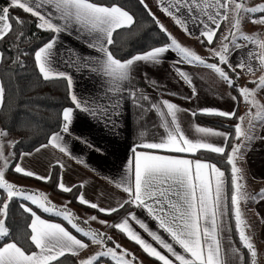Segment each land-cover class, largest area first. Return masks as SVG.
Here are the masks:
<instances>
[{
	"label": "snow or ice",
	"instance_id": "snow-or-ice-1",
	"mask_svg": "<svg viewBox=\"0 0 264 264\" xmlns=\"http://www.w3.org/2000/svg\"><path fill=\"white\" fill-rule=\"evenodd\" d=\"M139 3L168 42L127 59L117 58L110 50L116 43L114 34L118 30L131 29L136 23L133 15L120 6H105L91 0H9L6 6H0V41L10 34H14L17 41L25 36L22 30L14 29V24L23 28L27 23H34L38 30L51 32V39L35 50L34 63L44 81H66L67 99L71 106L64 107L60 113V130L52 132L47 142L34 150L40 153L51 148L73 158L65 136L71 135L75 113L82 112L105 127L116 128L117 118L122 115L121 109L127 97L137 109L141 120L148 113L156 115L158 122L153 125V129H163V134L148 141V129L139 131L141 142L131 147V156L127 159L123 172L118 177L108 178L116 189H121L126 194V198L118 201L116 206L102 207L86 199L83 192L75 197L76 201L109 216L118 214L121 210L127 211L126 206H134L146 212L156 222L157 230H152L133 211H127L119 222L109 224L106 220H99V223L118 230L138 245L148 257L161 264H245L244 254L235 246L231 236L232 227L226 220L231 211L240 245L248 253L247 264H258V251L252 236L247 234L246 229L250 226L240 205L249 200L255 203L264 200V188L255 194L245 190L243 169L238 166V160L243 159V153L257 139V125L264 126V104L257 100V93L264 91V74L248 81L255 85L253 88L240 86L238 81L241 79V72L251 76H255L257 70L264 73V39L258 33L246 34L242 31V23L246 19L253 25H264V4L247 6V0H156L159 10L170 17L185 34L194 35L188 27L192 23L199 26L196 38L201 44L211 46L214 41L219 40L218 47L207 48L210 57L216 61L208 62V57H202L193 49L182 45L151 11L145 0H139ZM12 9L21 10L35 19L25 21L18 16H11ZM253 14L260 15L257 18ZM222 25L226 31L223 35H218ZM73 29L97 55L81 56L68 49V59L64 63L77 71L87 70L96 76L101 85L99 95L80 98L74 91L73 76L56 66L60 55L55 51L58 36ZM249 45L255 48H249ZM169 52L176 54L177 64L193 67L199 65L210 70L219 82L235 91V95L229 93L233 102L239 99L249 105L248 110L239 116L235 107L231 111L205 107L198 112H191L192 116L201 114L237 119L234 135L232 132L192 125L193 136L190 138L182 129L179 118L181 112L189 110L167 99L153 101L142 89L129 88L138 63L159 65ZM234 54H237L236 59L231 61L230 57ZM3 58L4 54L0 52V61ZM19 60L20 57L17 56L13 63ZM175 71L191 88V96L184 97L191 100L197 95L191 75L179 67ZM145 80L147 82L146 76ZM152 85L158 87L155 81ZM5 93V86L0 81V108L4 106ZM253 109L256 111L253 112ZM7 135L6 129H0V192L3 193L0 196V264H53L66 255L80 256L90 245H98L99 250L78 259L76 264H100L102 258L114 264H136L137 257L118 243H114L113 247L106 246L113 241L107 233L81 227L67 206L58 208L48 200L45 193L29 191L6 179L9 169L24 178H35L45 183L52 179L51 172L47 176L38 175L32 170H26L18 162L12 168L15 153L9 152L6 155L4 152V137ZM211 137H221L222 144L211 142ZM75 139L82 141L83 138ZM7 143L9 147H15L19 141ZM160 150L168 154H159ZM185 154H190L193 158H185ZM197 154L201 157L209 154L221 157L220 162L228 166L229 175L226 176V172L217 163L210 162L207 158H196ZM29 155L31 153H21L20 158ZM77 162L83 163L79 159ZM55 166L61 170L64 168L59 161ZM85 183L67 186L61 172L56 187L62 193H72L76 188H84ZM21 200L30 202L44 213L62 217L82 238H78L61 223L42 219L28 203H20L19 208L30 217V222L23 224V230H17L15 240L4 243L12 235L6 226L10 205ZM88 219L96 221L97 216L92 215ZM261 219L264 221V218ZM130 221L143 230L152 242L144 239ZM160 230L170 237V241L160 234ZM20 241L34 245L38 251L27 254L23 247L18 246ZM154 244L168 255L158 250ZM175 246H179L182 251H177Z\"/></svg>",
	"mask_w": 264,
	"mask_h": 264
},
{
	"label": "crops",
	"instance_id": "crops-1",
	"mask_svg": "<svg viewBox=\"0 0 264 264\" xmlns=\"http://www.w3.org/2000/svg\"><path fill=\"white\" fill-rule=\"evenodd\" d=\"M8 2L9 0H0V6H6ZM145 3H147L151 11L155 13L156 17L159 18L168 31L176 37L182 45L193 49L202 57H208V62H216L214 58L210 57L207 48L218 47V44L216 41H214L211 46H208L206 43L201 44L196 38L199 35L198 25L192 23L188 24L189 30L194 33V35L189 36L185 34L170 17L166 16L159 10L156 0H145ZM250 6H255L254 2H251ZM15 11L22 12L18 9H12L10 14ZM259 15L260 14H253L254 17H258ZM252 25L253 24L246 19L242 23V31L246 34H251L249 31L250 26L252 27ZM223 26L224 25H222V27ZM262 29L264 31V26ZM249 48H255V46L249 45ZM68 49L73 50L81 56H95L97 53L86 46L84 39H82L74 29L71 32L59 34L58 43L55 46V51L60 54L57 58L56 66L59 70L65 71L73 76L74 91L76 94L80 98H89L99 95L100 93L98 92V89L101 85L96 76L87 70L77 71L75 68L69 67L64 63V61L68 59ZM255 50L259 51V49ZM236 55L237 54L232 55L230 60L235 61ZM177 59L178 57L175 53L169 52L166 54L164 62L159 65L138 63L135 67L133 79L129 88L142 89L152 98L153 101L167 99L176 103L181 108L189 110L187 112H181L179 118L182 129L185 130L190 138L193 136L191 129L192 125L211 127L218 131L232 132L234 135L233 123V128L229 130L224 127L207 124L199 119V114L192 116L191 112H198L199 109L205 107L225 111H231L234 107H239V116L243 115L246 110L242 107V100L238 99L236 102H233L229 93L235 95V91L228 88L224 83L219 86L218 79L211 74L210 70L199 65L193 67L183 63L177 64ZM176 67L188 72L192 77L193 85L197 89V95L192 97L191 100L184 99V97L191 96V88L176 75ZM261 74L264 73L260 70L255 72V76L245 75L241 72V79L238 83H240V86H246L249 84L248 79H256ZM145 76L147 77V82ZM153 81L158 84V87L152 85ZM253 87H255V85H252V88ZM171 93H175V95H172ZM257 100L261 104H264V91H259L257 93ZM246 104L247 103H245V105ZM121 111L122 115L117 118L116 123L118 126L116 128L105 127L104 124L97 123L86 114L76 112L74 115V123L70 130L71 135L65 136V139L69 142L73 158L61 154L58 150L49 148L47 150H42L40 153H36L35 150L24 152L31 153V155L24 156L23 159H21L19 155L17 162L26 170H32L42 176H47L49 172L52 173L53 169H55L57 173V183L62 172L64 183L67 186L86 182L84 188H76L78 191L77 195L80 192H83L85 198L91 202H96L105 208L114 207L117 205L118 201H121L122 198H126V194H124L121 189H116L114 185L109 182L108 178L118 177L123 172L127 159L131 156V147L134 144L141 142L138 135L139 131L148 129V135L146 136L148 141H152L154 137L158 138L159 135L163 134V129H153V125L158 122L156 115L154 113H148L145 115L144 119L141 120L137 115V109L133 107L131 101L127 97L124 99ZM255 111L256 109H253V112ZM234 121H236L234 122L235 125L238 120L235 119ZM246 123L247 121H245V125ZM256 136L257 139L252 142L248 150L243 153V159L238 160V166L243 169L246 184L245 190L250 194H255L259 192L260 189L264 188V139L260 138L264 137V126L257 125ZM76 137H81L83 139L82 141H77L75 139ZM210 139L211 142L217 144H222L223 142L221 137H211ZM84 141H86V143ZM235 142L238 141H233V143ZM228 151H230V148ZM159 154L168 153L164 150H160ZM185 158L193 157L190 154H185ZM78 159L82 160L83 163H78ZM57 161L64 165L63 170L58 166H55ZM217 166L221 167L218 164ZM32 179L37 180L35 178ZM240 206L243 216L247 224L250 226L246 229L247 234L252 236L257 251L261 253L264 250V221L261 219L264 218V200H261L259 203L249 200L246 203L242 202ZM128 207V211L136 212L137 216L148 223L152 230H157L156 222L151 220L146 212L136 209L134 206ZM257 213L259 215H257ZM126 214L127 212L121 217ZM41 218L48 220L49 222L59 223L58 221L46 219L42 216ZM120 218L115 222H119ZM226 220L231 225L229 214L227 215ZM130 223H132L136 231L140 232L144 239L152 242L151 238L148 237L143 230L139 229L134 222L130 221ZM61 224L65 227L63 223ZM160 234L163 235L166 240L170 241V237L163 233L162 230H160ZM79 235L81 237V234ZM114 235H116V238L119 240L113 239L112 245L116 242L125 243L129 245L126 246V248H128L127 250L131 251V248H133L134 252H138L141 256H147L138 245L130 241L124 234L119 233L118 230H115ZM231 236L235 243L232 232ZM84 239L85 242H88L87 238ZM120 245L124 247V245ZM92 246L93 245H90L89 249L83 250L80 256H78V259L85 258L94 253L95 251ZM154 246L157 245L154 244ZM225 246L227 247V242L225 243ZM235 246L240 248L236 243ZM157 247L158 250L168 255L165 250L159 248V246ZM175 247L177 251H182L179 246ZM34 251H38V249L35 248ZM261 255H264V253H261ZM169 258L172 259L171 256H169ZM151 259L155 260L154 258ZM159 263L161 264V262Z\"/></svg>",
	"mask_w": 264,
	"mask_h": 264
},
{
	"label": "trees",
	"instance_id": "trees-1",
	"mask_svg": "<svg viewBox=\"0 0 264 264\" xmlns=\"http://www.w3.org/2000/svg\"><path fill=\"white\" fill-rule=\"evenodd\" d=\"M91 2L105 6H120L134 17L136 23L131 29L118 30V32L114 34L116 43L110 50L114 52L117 58L127 59L131 55L142 53L149 50L151 47L160 46L168 42L167 37L159 31L158 27L151 20V17L147 15L145 9L139 3V0H91ZM10 15H16L25 21H33L35 19L29 14L20 11L12 12ZM14 29L22 30L25 36L17 41L13 34L11 40L0 41V49L2 53H5V56L12 57L17 52L22 53V60H20V63H16L13 67L0 66V79L6 89L5 103L4 106L0 108V128L6 129L9 134H14L17 137L16 141H19L15 147H12V151L15 153V159L12 160V168H14L21 153L33 151L35 148L39 147L40 144L46 143L48 136L52 132L60 130V113L64 107L71 106L67 99L66 81L63 79L44 81L39 76L37 67L34 63L35 50L41 47L43 43H47L53 34L51 32L38 30L34 23H27L23 28H19V26L14 24ZM10 46L14 50L11 49ZM24 53H27V55ZM238 111L239 107H237V115ZM198 117L207 124L224 127L229 130L233 128L234 122H236L234 121L235 118L226 119L200 114ZM197 158H207L210 162L217 163L226 172V176L229 175L228 166L220 162L222 159L221 157L215 154L201 157L197 154ZM10 171L11 174H15L11 169ZM15 175L22 177L19 174ZM25 179L34 181L49 189L51 192L63 196L68 200L70 199L77 207L87 211L91 210L103 218L113 219V222L124 215L129 208L126 206L127 211L121 210L120 213L109 216L79 204L75 199L78 193L77 189H74L72 193H62L57 189V173L55 169H53L52 179L48 183L37 181L32 178ZM228 195L230 197V190ZM0 196H3L2 192H0ZM20 203L27 202L22 200L14 201L10 205L9 219L6 221V226L9 227L12 235L4 240V243L15 240L18 235L17 230H23V224L26 221L30 222V217L22 213V210L19 208ZM33 210L46 219L63 223L68 228L66 223L58 217L47 215L40 209H37L36 206H33ZM229 217L234 241L237 246L242 248L235 231L231 211H229ZM72 231L77 234L74 230ZM0 246H2V244H0ZM18 246L23 247L27 254L35 250L34 245L24 244L23 241H20ZM242 251H244L245 264H247L248 253L243 248ZM142 256L149 258L145 255ZM101 260L100 264L103 263V261L107 264H114V262L106 258H102ZM149 260L160 264L151 258H149ZM76 261L77 257L66 255L60 258L58 262H53V264H76Z\"/></svg>",
	"mask_w": 264,
	"mask_h": 264
},
{
	"label": "rangeland",
	"instance_id": "rangeland-1",
	"mask_svg": "<svg viewBox=\"0 0 264 264\" xmlns=\"http://www.w3.org/2000/svg\"><path fill=\"white\" fill-rule=\"evenodd\" d=\"M251 2H254L255 5H257V4H264V0H249L248 3H247V6H250V3ZM263 26L262 25H252V27L250 26V31L249 32L251 34H254V33H258V31H259L260 38L264 39V31L262 29ZM225 31H226V28L224 29V26L221 27L220 33L218 35H223L225 33ZM12 37H13V34H11L8 37H6L5 40H7V41L8 40H11ZM216 43L219 45V40L218 39L216 40ZM10 48L13 49L11 46H10ZM0 52H1V49H0ZM3 54H4V58H3L2 61H0V66L2 65V67H4V66H11V67H13V65L16 64V63H13V61L15 60V58L17 56H19L20 57V60H22V53L21 52L15 53L12 57L5 56V53H3ZM20 60L17 63H20L21 62ZM249 80H251V79H248V81ZM0 81H1V79H0ZM218 84L220 86V84H223V82H219L218 81ZM238 84L240 85V83H238ZM252 85H254V84L249 83L246 86L249 87V88H252ZM242 86H245V85H242ZM242 105H243L242 106L243 109H246L244 111V113H245L248 110L247 108H249V105L248 104L245 105L244 102H242ZM16 140H17V137L14 134H9L8 133V135L6 137H4V141H5L4 152H5L6 155L9 152H13L12 151V147H9L7 142L8 141H16ZM10 172H11L10 169L6 172V179H8L10 182H14L18 186H22V187H24V188H26V189H28L29 191H32V192H37V193L43 192V193H45L47 195V197H48V200L52 204H55L58 208L59 207L67 206V209L75 215L76 222L78 224H80L81 227H84L86 230L87 229H93V230H97L98 232L107 233V235L108 236H111L114 240H119V239L116 238V235H114V229L109 228V227H107L105 225H101L99 223V220H106V221H108L109 224H111V223H113V219L103 218V217L99 216L98 214H96L95 212H93L91 210L90 211H87V210H85L83 208L77 207L76 205H74L71 202L70 199L68 200L67 198H65L63 196H60V195H57V194L51 192L49 189L41 186L40 184H38V183H36L34 181H30V180L25 179V178H22L20 176H16L15 174H11ZM27 203H30V202H27ZM28 205L29 206H32V207L35 206V205H31V204H28ZM45 214H47V215H53L54 217H58V216H55L52 213H45ZM92 215H96L97 216V220L96 221H91V220L88 219V217H90ZM58 218L61 219L64 223H66V225L68 226V228L66 226L65 227L68 230L71 228V226L68 225V223L66 221H64L62 217H58ZM85 221H87V223H85ZM230 223H231V221H230ZM71 229L69 231H71L74 235H77V234H75L72 231L74 229H72V230ZM77 237L80 238V235L78 234ZM116 243H118L119 245L122 244V245H124V247H122V248L128 249V248H126V246L128 244H125V243L123 244L121 242H116ZM110 245H112V241L109 242L106 246L107 247H113L114 246V245H112V246H110ZM92 247L94 248L93 249L94 251L99 250V246L98 245H93ZM240 249H242V248H240ZM128 251H130V250H128ZM242 252L244 254V251H242ZM130 253L134 254L135 257H137L136 264H157V263L149 260V258H145L144 256H141L138 252H136V251L134 252V249L133 248H131ZM261 253H264V250ZM261 253L258 251V264H264V255H261ZM77 260H78V257H77ZM104 261H105V259H104ZM104 261L101 264H105Z\"/></svg>",
	"mask_w": 264,
	"mask_h": 264
}]
</instances>
